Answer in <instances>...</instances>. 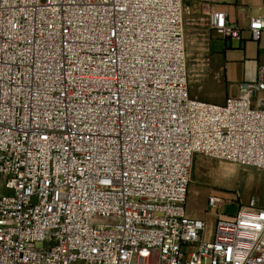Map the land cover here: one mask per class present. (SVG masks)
I'll return each mask as SVG.
<instances>
[{
  "label": "built area",
  "instance_id": "2783aa9c",
  "mask_svg": "<svg viewBox=\"0 0 264 264\" xmlns=\"http://www.w3.org/2000/svg\"><path fill=\"white\" fill-rule=\"evenodd\" d=\"M186 57L182 0H0V264H264L255 199L187 213L196 155L264 174V66L218 105Z\"/></svg>",
  "mask_w": 264,
  "mask_h": 264
},
{
  "label": "crops",
  "instance_id": "0c3cea01",
  "mask_svg": "<svg viewBox=\"0 0 264 264\" xmlns=\"http://www.w3.org/2000/svg\"><path fill=\"white\" fill-rule=\"evenodd\" d=\"M205 4L225 12L229 23L241 28V39L223 40L212 32ZM182 6L189 95L218 105L239 96L241 84L254 82L258 68L264 66V32L255 41L247 29L251 19L264 17V0H182ZM190 194L205 201L209 192L190 185ZM187 213L205 221V212L188 207Z\"/></svg>",
  "mask_w": 264,
  "mask_h": 264
},
{
  "label": "rangeland",
  "instance_id": "374dc122",
  "mask_svg": "<svg viewBox=\"0 0 264 264\" xmlns=\"http://www.w3.org/2000/svg\"><path fill=\"white\" fill-rule=\"evenodd\" d=\"M190 185H195L198 190L208 191L207 197L210 194L222 196L226 204L221 212L227 216H234L238 206L246 205L251 199H255L259 206L264 205V174L253 168L197 156L191 171ZM189 197V208L205 212L206 231L209 236L216 217L212 218L211 212H206L207 197L205 201L194 194Z\"/></svg>",
  "mask_w": 264,
  "mask_h": 264
}]
</instances>
